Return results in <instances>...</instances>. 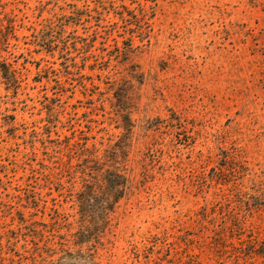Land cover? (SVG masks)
<instances>
[{"label":"rangeland","instance_id":"rangeland-1","mask_svg":"<svg viewBox=\"0 0 264 264\" xmlns=\"http://www.w3.org/2000/svg\"><path fill=\"white\" fill-rule=\"evenodd\" d=\"M0 11V264H264V0ZM93 155L127 188L79 244Z\"/></svg>","mask_w":264,"mask_h":264},{"label":"trees","instance_id":"trees-1","mask_svg":"<svg viewBox=\"0 0 264 264\" xmlns=\"http://www.w3.org/2000/svg\"><path fill=\"white\" fill-rule=\"evenodd\" d=\"M8 17L7 14L0 17V56H2V52L5 51L4 47H6L10 37L7 29L13 25V22H11ZM38 32L39 38L43 37L44 39H47L50 36L51 27L49 25H43ZM0 70L5 75L7 81L14 80V74L10 69V65L2 58L0 60ZM65 72H68V69H65ZM114 98L116 100L114 104L116 112L122 117V115H124V107L122 106V103L125 99V94L118 87L114 91ZM124 120L128 123L127 115L124 116ZM93 156L94 165L89 168L90 172L86 173V170L83 172V175L88 174V178L85 176L82 178V188L77 193L79 208L77 212L79 215L77 223L79 229L75 235H77L79 244H82L85 241L84 238L88 237L91 223L93 222L96 224V221L92 217L93 204H91V200L93 197L94 199H101L100 212L102 214L101 219H103L104 215L112 210L114 204L125 195L127 188L125 173H123L119 167L108 164L109 159L104 155L102 157H98L97 155ZM93 156H91V158H93Z\"/></svg>","mask_w":264,"mask_h":264}]
</instances>
